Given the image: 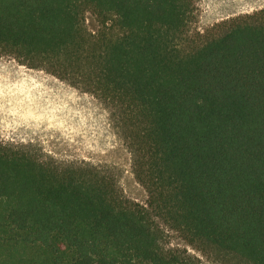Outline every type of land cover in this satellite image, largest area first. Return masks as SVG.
Returning <instances> with one entry per match:
<instances>
[{
  "label": "trees",
  "instance_id": "trees-1",
  "mask_svg": "<svg viewBox=\"0 0 264 264\" xmlns=\"http://www.w3.org/2000/svg\"><path fill=\"white\" fill-rule=\"evenodd\" d=\"M193 16V0H0V53L101 100L149 194L0 145V264H196L157 219L264 264V9L197 40Z\"/></svg>",
  "mask_w": 264,
  "mask_h": 264
},
{
  "label": "rangeland",
  "instance_id": "rangeland-1",
  "mask_svg": "<svg viewBox=\"0 0 264 264\" xmlns=\"http://www.w3.org/2000/svg\"><path fill=\"white\" fill-rule=\"evenodd\" d=\"M192 40L224 20L264 9V0H193ZM85 28L101 27L91 14ZM199 34V35H198ZM0 145L44 163L93 167L112 177L125 199L148 207L149 194L134 171V153L124 142L111 110L92 93L45 70L31 69L0 53ZM162 247L188 255L196 264H239L189 245L161 220Z\"/></svg>",
  "mask_w": 264,
  "mask_h": 264
}]
</instances>
